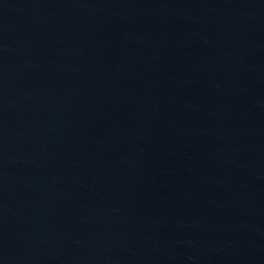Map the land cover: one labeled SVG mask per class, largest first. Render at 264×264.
Wrapping results in <instances>:
<instances>
[{"label":"water","instance_id":"95a60500","mask_svg":"<svg viewBox=\"0 0 264 264\" xmlns=\"http://www.w3.org/2000/svg\"><path fill=\"white\" fill-rule=\"evenodd\" d=\"M0 264H264V0H0Z\"/></svg>","mask_w":264,"mask_h":264}]
</instances>
